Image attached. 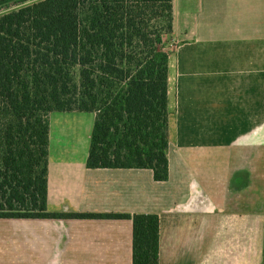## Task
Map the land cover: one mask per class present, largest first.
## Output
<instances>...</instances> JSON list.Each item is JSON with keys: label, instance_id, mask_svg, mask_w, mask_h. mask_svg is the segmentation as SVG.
<instances>
[{"label": "crops", "instance_id": "obj_1", "mask_svg": "<svg viewBox=\"0 0 264 264\" xmlns=\"http://www.w3.org/2000/svg\"><path fill=\"white\" fill-rule=\"evenodd\" d=\"M172 5L169 179L88 167L96 112L54 111L48 209L158 213L159 264H196L197 245L215 264H264V0ZM133 234L131 219L0 218V264H133Z\"/></svg>", "mask_w": 264, "mask_h": 264}, {"label": "trees", "instance_id": "obj_2", "mask_svg": "<svg viewBox=\"0 0 264 264\" xmlns=\"http://www.w3.org/2000/svg\"><path fill=\"white\" fill-rule=\"evenodd\" d=\"M172 2L0 0V218L131 219L133 264L160 263L158 213L48 209V148L52 112H96L88 167L169 179Z\"/></svg>", "mask_w": 264, "mask_h": 264}, {"label": "rangeland", "instance_id": "obj_3", "mask_svg": "<svg viewBox=\"0 0 264 264\" xmlns=\"http://www.w3.org/2000/svg\"><path fill=\"white\" fill-rule=\"evenodd\" d=\"M167 35L168 34H166L165 36L167 37ZM165 39L167 40V38H165ZM168 50H169V47H168V45H166L164 51L168 52ZM185 216L187 218H189L191 221H195L196 223L202 221V219H203V217L201 215H199L198 212L195 215L192 214L190 216V215L187 214ZM195 222H194V225H196ZM198 225L196 226V230L198 228ZM181 226L187 228L189 226V224H182ZM176 232H178V235L180 234V232L182 233V231L180 229L176 230ZM190 232H191L190 230H188V231L184 230V234L186 236L184 237L183 245H181V243L179 241L178 246H177V250L178 251L180 249V251H184L185 252L187 250H191L192 249V247L189 244H190V242L194 241L195 239L194 238H192L191 240L188 239V237L190 235ZM201 250H202V247L200 245H197L196 246V264H215L212 260H209L207 257L206 258L204 256L201 257Z\"/></svg>", "mask_w": 264, "mask_h": 264}]
</instances>
